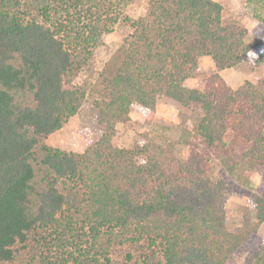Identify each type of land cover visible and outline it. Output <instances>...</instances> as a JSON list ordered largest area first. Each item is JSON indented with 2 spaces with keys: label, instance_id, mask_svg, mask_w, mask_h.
Segmentation results:
<instances>
[{
  "label": "trees",
  "instance_id": "1",
  "mask_svg": "<svg viewBox=\"0 0 264 264\" xmlns=\"http://www.w3.org/2000/svg\"><path fill=\"white\" fill-rule=\"evenodd\" d=\"M132 1L0 0V264H236L264 224L263 188L241 228L227 225L231 186L206 175L200 149L232 136L248 146L244 161L264 162V78L233 88L220 73L258 49L264 59L263 39L247 42L220 1L150 0L131 17ZM118 25L127 33L94 93L100 139L53 147L90 91L75 79ZM205 56L216 71L188 86ZM159 104L198 116L186 158L173 142L120 146L117 126L137 131L131 113L151 122ZM117 247L127 251L115 261ZM244 264H264V245Z\"/></svg>",
  "mask_w": 264,
  "mask_h": 264
},
{
  "label": "rangeland",
  "instance_id": "2",
  "mask_svg": "<svg viewBox=\"0 0 264 264\" xmlns=\"http://www.w3.org/2000/svg\"><path fill=\"white\" fill-rule=\"evenodd\" d=\"M216 1H220L224 6L226 22L237 20L249 29L247 42L262 38L264 43V21L259 20V17H264V0L254 5L247 3L246 0ZM149 2L150 0H133L127 7L126 13L131 17L143 15L149 7ZM126 33L127 30L118 25L112 32L103 35L102 43L96 48L93 58L75 79V84L86 88L87 91L90 90L86 100L80 110L60 130L48 137L46 140L48 144L67 151L83 152L89 145L100 139L102 128L99 124L98 109L93 102L96 95L94 93L100 87L99 76L103 68ZM261 52V49L251 52L238 67L224 72V78L229 85L236 88L245 80L257 81L264 78V59ZM211 67H213L211 58L201 59L202 76L189 78L186 84L202 89L207 77L213 73ZM260 67H263L262 71L259 70ZM131 116L139 122V128L137 131H132L123 124L117 126L122 132L121 147H133L138 140L156 141L162 144L173 142L175 154L178 157L188 156L189 143L196 140L192 133L198 121L197 115L173 105L159 104L156 107L154 120L151 122L147 121L146 116L139 111H133ZM247 148L248 146L241 140L232 136L228 137L227 145L223 150L200 145V149L207 157L206 175L216 180L223 179L231 186L232 191L226 203V222L229 227L236 230L242 226L249 200L254 195L260 194L264 188V162L244 161L243 154ZM262 245H264V224L259 232L239 249L236 264H244ZM126 251V248L122 247L114 249V260H120Z\"/></svg>",
  "mask_w": 264,
  "mask_h": 264
},
{
  "label": "crops",
  "instance_id": "3",
  "mask_svg": "<svg viewBox=\"0 0 264 264\" xmlns=\"http://www.w3.org/2000/svg\"><path fill=\"white\" fill-rule=\"evenodd\" d=\"M205 57H207V56H205ZM203 58H204V57H203ZM203 58H202V59H203ZM212 62H213V61H212ZM229 69H230V68H227V69L222 70V71L220 72L221 75L224 77V72H225V71H228ZM211 71H212V72L216 71V67H215L214 63H213V67H211ZM233 80H234V79H233ZM233 80H232V81H233ZM234 81H235V80H234Z\"/></svg>",
  "mask_w": 264,
  "mask_h": 264
}]
</instances>
